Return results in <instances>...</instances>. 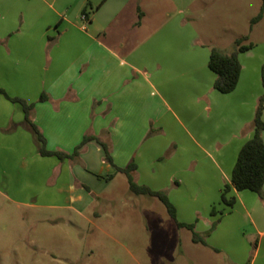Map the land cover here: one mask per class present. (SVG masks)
Masks as SVG:
<instances>
[{"label":"crops","instance_id":"0c3cea01","mask_svg":"<svg viewBox=\"0 0 264 264\" xmlns=\"http://www.w3.org/2000/svg\"><path fill=\"white\" fill-rule=\"evenodd\" d=\"M196 1L0 0V89L10 98L34 105L30 120L47 150L71 154L84 137L94 138L73 160L43 157L22 109L0 95V194L19 205L66 207L81 214L91 202L90 195H99L90 189L91 183L108 181V176L119 174L116 168L134 163L137 139L143 136L150 115L158 113L150 107H161L171 85L183 76L178 50L183 45L184 24L178 19L170 21L168 10L176 9L182 15ZM169 32L173 34L170 45ZM255 52L253 46L238 55L240 75L229 96H237V102L240 98L241 106L230 107L233 123L222 149L229 148L218 155L227 169L219 181V195L224 185H230L239 150L252 137V120L263 94L264 54ZM42 94L45 100L40 102ZM261 120L264 124V106ZM101 144L107 147L110 162ZM135 165L134 175L141 179ZM21 175L32 177L30 186L37 182L41 184L37 186H47L46 194H33L32 204L25 202L31 189ZM143 186L150 187L146 182ZM229 195L235 203L226 207L227 214L241 211L252 216L251 235L259 241L251 264H257L264 241V224L259 218L264 200L233 188ZM56 199L59 204L54 205ZM213 209L215 214L210 212V217L221 219L223 214ZM175 213L178 223H193V218L180 215L177 208ZM200 237L205 244L191 242L210 252L205 253L209 264L217 258L221 261L222 251L206 243L208 234ZM226 260V264H241L231 252Z\"/></svg>","mask_w":264,"mask_h":264},{"label":"rangeland","instance_id":"374dc122","mask_svg":"<svg viewBox=\"0 0 264 264\" xmlns=\"http://www.w3.org/2000/svg\"><path fill=\"white\" fill-rule=\"evenodd\" d=\"M260 5L261 0H198L182 15L168 10L170 21L184 24L178 50L183 76L161 107H150L158 113L150 115L133 151L141 177L135 174V182L165 192L180 215L193 218L194 231L207 233L206 243L222 251L223 262L217 258V264H226L229 252L235 261L251 264L259 239L251 235V215L227 214L220 202L218 185L227 169L218 155L229 148L222 149L233 123L230 107H240L241 101L213 89L207 63L212 48L228 54L242 37L244 45L264 54V19L250 26ZM167 39L170 45L171 32ZM21 177L34 188L25 202L46 194L47 186H30L32 177ZM89 187L99 195H90L81 214L66 207L19 205L0 194V264H209L205 253L210 252L191 242V232L177 228L157 199L131 193L123 174ZM212 208L221 219L210 217ZM260 217L264 224V210ZM256 262L264 264V241Z\"/></svg>","mask_w":264,"mask_h":264},{"label":"trees","instance_id":"16d2710c","mask_svg":"<svg viewBox=\"0 0 264 264\" xmlns=\"http://www.w3.org/2000/svg\"><path fill=\"white\" fill-rule=\"evenodd\" d=\"M85 14V11L83 12ZM87 15V14H85ZM141 18V13L138 14ZM264 19V0H261V5L258 14L250 21V26L258 23ZM247 41L246 37H242L234 42V50L228 54L221 52L218 49L212 48L210 50L207 67L214 75L213 89L220 94H229L236 88L238 78L240 75V63L238 55L253 48V44L244 45ZM261 83L263 87V94L258 99L257 106L252 120V137L245 142L237 154L235 164L233 166L230 178V185H224L220 193V202L227 208H232L235 203V198L230 196L231 188L236 192L249 191L258 195L261 200H264L262 187L264 184V143L262 140V131L264 124L261 120V113L264 106V65L261 69ZM0 95L13 104H17L24 114V120L30 127L38 146L39 153L43 157H55L58 160L69 159L73 160L78 156V150L87 142L94 140L93 137H84L78 147L71 154H66L60 151H49L45 147V140L37 129V127L30 120V113L34 107L33 104H27L25 101L18 98L8 97L1 89ZM45 100L42 94L39 101ZM105 153V160L110 162L109 152L105 145H102ZM136 165L131 162L125 168H116V173L123 174L126 177L128 188L131 193L136 196H149L157 199L165 208L168 216L174 221L177 228H186L191 232V241L193 243L205 244L202 237L194 231L193 224H182L176 221V213L174 206L169 202L167 194L163 191H152L146 186L138 185L133 178ZM113 175L106 179L109 181ZM215 211L212 208L211 215Z\"/></svg>","mask_w":264,"mask_h":264},{"label":"built area","instance_id":"2783aa9c","mask_svg":"<svg viewBox=\"0 0 264 264\" xmlns=\"http://www.w3.org/2000/svg\"><path fill=\"white\" fill-rule=\"evenodd\" d=\"M81 18H82L83 21L86 22V17L85 16H82Z\"/></svg>","mask_w":264,"mask_h":264}]
</instances>
